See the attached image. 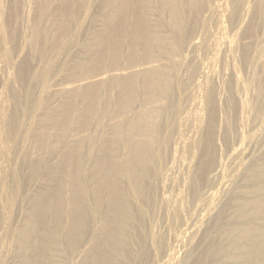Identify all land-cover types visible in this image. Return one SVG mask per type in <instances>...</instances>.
Listing matches in <instances>:
<instances>
[{
	"label": "bare ground",
	"instance_id": "6f19581e",
	"mask_svg": "<svg viewBox=\"0 0 264 264\" xmlns=\"http://www.w3.org/2000/svg\"><path fill=\"white\" fill-rule=\"evenodd\" d=\"M0 61L10 264H264V0H0Z\"/></svg>",
	"mask_w": 264,
	"mask_h": 264
},
{
	"label": "rangeland",
	"instance_id": "374dc122",
	"mask_svg": "<svg viewBox=\"0 0 264 264\" xmlns=\"http://www.w3.org/2000/svg\"><path fill=\"white\" fill-rule=\"evenodd\" d=\"M94 10H95V11H92V12L89 14V17H88V18H90V19H88V21H89V20H92V19L94 20V18L96 19V16L99 17V14H98V12H96V9H94ZM88 30H89V33L92 31L91 28H89ZM89 33H88V34H89ZM83 36H84V37H82L81 40H80V44H81V45L85 44V42L87 41V39L89 38L90 35H83ZM84 39H85V40H84ZM81 41H82V42L84 41V42L81 43ZM20 44L22 45V43H20ZM20 44H19V47H21ZM22 46H23V45H22ZM24 47H25V46L21 47L20 50H21V49H22V50L24 49V50H23V55H25V56H23V58L25 57V59H27L26 61L29 62V65H30L29 68L32 69V65H37L39 62L36 61L37 58H36L35 56H33L32 52H31L30 49H29V47H28V46H26L25 48H24ZM49 47H50V46H49ZM23 58H22V59H23ZM34 59H35V60H34ZM67 60H68V61L66 62L67 64H72V61H73L74 59L68 58ZM14 61H15V60H14ZM16 61H17V60H16ZM33 61H34V62H33ZM35 61H36V62H35ZM1 62H2V61H0V67H1V68H0V75H1V77H0V90H3V89H2V88H3L2 86H4V85H3V84H4L3 82L7 81L6 78H7V73H8V72H7L6 66H5L3 63H1ZM43 62H44V61H42V63H43ZM16 63H18V62H16ZM33 63H34V64H33ZM3 65H4L5 67H4ZM3 67H4V68H3ZM220 67H221V68H220ZM3 69H4V70H3ZM2 70H3V72H2ZM13 70H14V72H15V66L12 67V71H13ZM221 70H222V65H221V66L219 65V67L217 66L216 71L219 72V71H221ZM12 71L10 70V72H12ZM14 72H13V73H14ZM254 72H255V71H253V69H252V70L250 71V76H252V75L254 74ZM2 73H3V75H2ZM23 73H24V74H23V80L18 79V83H19V84L17 85V88H18V89H22L24 85L27 86L26 84H28V82H29V73H30V72H29V73H28V72L26 73V72L23 70ZM64 73H65V72H62V74H64ZM3 77H4L5 79H4ZM25 77H26V78H25ZM220 78H221L220 76H217L216 79H215V81H216V84L220 87L219 89H220V90L222 89L221 91H219V99H220V103H221L222 105H224V103H225V101H226V97H225V96H226V94H225L226 91H224L225 89L223 88V85H222L223 82H221V81H223V80L220 79ZM25 79H26V80H25ZM24 80H25V81H24ZM27 81H28V82H27ZM5 84H6V82H5ZM223 91H224V92H223ZM223 93H224L225 96L222 97V101H221V97H220V96H223ZM220 94H221V95H220ZM253 95H254V93H253V94L249 93L247 97H249V99H250ZM245 117H246V115H245ZM245 117H244V118H245ZM246 118H247V120H244L246 123L244 122V125H243L242 128H241V129L243 130V133H248V130H249L248 128L251 126V125H250L251 122L248 121L249 118H248V117H246ZM220 120H221V119H220ZM221 124H222V125H221ZM223 124H224L223 121L220 122L219 126H220V125H221V126H220V127L218 126V127H219V130L222 128L221 130L223 131V127H224ZM247 125H248V126H247ZM221 130H220V131H221ZM222 131H221V132H222ZM98 133H99V132L96 131V134H97V135H98ZM254 134H255V133H254ZM219 135H220V134L217 135L216 140H217V138L219 137ZM256 135H257V136L259 135L258 132L256 133ZM257 136H256V137H257ZM219 138H220V137H219ZM219 138H218V140H219V142H218V147H219V149H220V150H219L220 153L223 154V153L226 152V146H225V144L221 141V138H220V139H219ZM218 140H217V141H218ZM220 143H221V144H220ZM219 144H220V145H219ZM221 145H222V146H221ZM242 146H243V145H242ZM221 149H222V150H221ZM224 155H225V154H224ZM225 160H226V159H225ZM225 160H223V164H225V165L222 166V170L224 169V170L226 171V170H228V168H229V164H228L229 162L226 163L227 160H226V161H225ZM224 161H225V162H224ZM225 166H226V167H225ZM25 173H26V172L23 171V173H21L20 177L18 178V181H19L20 183H21V182H23V183L25 182L26 177H27V174H25ZM23 178H24V179H23ZM20 179H21V180H20ZM25 195L27 196V192L24 193V194L21 196L20 199L23 200L24 197H25ZM185 200H186V202H187V199H185ZM189 201H190V199H189ZM22 203H23V204H22ZM188 204H189L188 202L185 203V212H187V211H189V210L191 209V211H189V212H192V213L194 212L193 214H195V215H193L192 213L187 212L188 214L185 215V216H186V221H187L188 223L185 221L184 225L181 226L180 228H179V226H178L179 224H178L177 226H175V225H174V226H171V225H170V228H172L173 231L170 230V229H168V228H167L168 230H166V229H164V227L160 226L161 223H162V218H161L162 215H161V214H160V215L158 214V218H159V219H158V221L156 222V225H158L157 223H159V226H156V233H158V232L166 233V235H167V239L169 240V242H170L171 244H173V243L175 244L176 241L179 240V239H178V238H179L178 236H180V235H183V237H182V236H181V237H182V240H184L183 242H185L186 239H185L184 237H186V234H185V236H184V233H183V232H186V228H190V227H192V226L194 225V222L197 220V216H198V212H199V207L196 209V206H192L191 203H190L189 205H188ZM21 205H22V207H25V206H26V203H25L24 201H22V202H21ZM186 205H188V206H186ZM198 206H199V205H198ZM186 207H187V208H186ZM188 208H189V209H188ZM193 209H194L195 211H196V210H197V211L195 212ZM22 210H23V208H21V211H22ZM22 212H23V211H22ZM22 212H21V214L19 215V217H14V219L12 220L13 225L15 224V225L13 226V229H15V227H17V226H20V223L23 222V218H22L23 215H22ZM206 212H207V211L204 212V213H205V216H206ZM204 213H203V214H204ZM203 214H202V216H203ZM190 215H191V216H190ZM20 217H21V218H20ZM192 217H193V219H190V218H192ZM18 218H20V219H18ZM188 218H189V219H188ZM16 219H17V220H16ZM168 219H169L168 222L170 223V219H171V217H168ZM187 219H188V220H187ZM189 220H190V221H189ZM171 222H172V220H171ZM190 222H191V223H190ZM189 223H190V224H189ZM16 224H18V225H16ZM170 224H172V223H170ZM187 226H189V227H187ZM197 226H198V224H197ZM173 227H175V228L177 227L176 229L179 228L180 230L173 229ZM182 228H185V229H182ZM160 230H161V231H160ZM169 230L172 231V232H174V233H175V232L178 233V231H179V233H181L182 231H183V232H182V234H180V235H179V233H178V234L176 233V235H177V237H178V238H177L176 236H173L174 233H172V232H171V233H172V235H171V233L169 232ZM174 230H175V231H174ZM181 230H182V231H181ZM180 231H181V232H180ZM0 233H1V232H0ZM0 235H1V236H0V246H1L2 242H3L2 247H3L4 249H6L7 251L10 250V251H9L10 254H9L7 257H5V258H6V259H5L6 264H10V263L12 262L11 258H12V255H13L14 242L12 241V239H11L10 236L4 237V234H2V233H1ZM169 235H171V236H170V238L172 237L171 239H174L173 241L169 238ZM174 235H175V234H174ZM175 237H176V238H175ZM181 237H180V238H181ZM5 238H6V239H5ZM4 239H5V240H4ZM175 239H176V240H175ZM180 241H181V240H180ZM4 242H5V244H4ZM183 242H182V243H183ZM8 243H10V244H8ZM174 244H173V245H174ZM3 245H4V246H3ZM9 245H10V246H9ZM175 245H176V244H175ZM7 247H8V249H7ZM10 247H11V249H10Z\"/></svg>",
	"mask_w": 264,
	"mask_h": 264
}]
</instances>
